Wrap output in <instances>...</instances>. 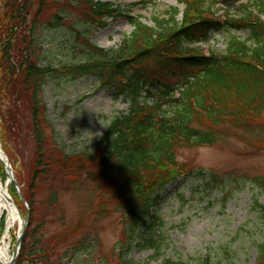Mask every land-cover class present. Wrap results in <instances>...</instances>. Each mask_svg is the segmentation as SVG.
I'll list each match as a JSON object with an SVG mask.
<instances>
[{"label": "trees", "instance_id": "16d2710c", "mask_svg": "<svg viewBox=\"0 0 264 264\" xmlns=\"http://www.w3.org/2000/svg\"><path fill=\"white\" fill-rule=\"evenodd\" d=\"M48 1L0 0V144L30 210L25 211L28 223L14 264H80L81 254L91 256L96 250L95 242L87 243L85 238H80L72 251L63 249L73 236L68 227L45 239L37 233L39 225L32 226L31 213L42 181L52 182L46 202L54 208L59 189L53 172L63 168L67 175L73 171L84 175L83 159L62 166L70 160L52 153L42 127V88L46 77L57 73L49 64H39L42 43L38 30L43 25L50 30L74 29L77 37L73 48L79 41L77 49L86 57L60 72L70 73L72 80L93 76L100 88L111 90L115 100L128 105L125 112L110 120L96 147L99 166L118 187L113 199L116 212L123 215L124 241L116 245L115 264H139L128 256L132 249L157 254L165 243L164 221L156 210L157 193L193 171L177 165L175 151L212 146L230 129L250 130L264 113V22L260 18L264 0H252L253 10L246 9L240 19L223 23L208 16L210 9L204 2L178 0L183 5L179 24L175 22L177 7L168 11L164 30L159 20L155 21L157 29L131 20L132 33L123 38L117 50L110 51L94 45L87 33L104 28L107 19L127 17L123 9L106 0L65 1L77 12V22L87 27L81 32L71 21L65 24L71 15L63 10L48 14ZM51 1L58 5L63 0ZM219 30H246L249 37L247 41L232 37L222 54L205 56L192 48L193 44L208 43L211 32ZM22 120L28 123L26 128L33 138L27 173L20 168V152L9 145L16 141ZM89 160L96 159L90 156ZM198 175L211 191L216 185L223 186L224 201L233 194L231 179L225 184L214 173L198 171ZM0 180L6 181L1 165ZM250 181L264 193L263 178ZM8 187L21 210L23 203L16 188L13 184ZM251 211L264 224V205L253 199ZM4 230L5 216L0 220V235ZM256 247L258 264H264V238ZM160 264L184 263L165 258ZM198 264L210 263L205 259Z\"/></svg>", "mask_w": 264, "mask_h": 264}, {"label": "rangeland", "instance_id": "374dc122", "mask_svg": "<svg viewBox=\"0 0 264 264\" xmlns=\"http://www.w3.org/2000/svg\"><path fill=\"white\" fill-rule=\"evenodd\" d=\"M65 1L56 5L49 0L48 14L63 10L64 14L71 15L65 24L71 21L75 29L85 32L87 27L77 22V12L72 11ZM106 1L123 9L127 17L107 19L104 28L90 29L87 33L90 41L105 51L117 50L123 38L132 33L131 20L136 19L155 29L159 28L155 22L159 20L164 30L167 25L163 21L167 20V13L173 7L179 10L175 22L179 24L182 19L183 5L178 4V0ZM199 1L210 9L208 16L221 23L229 19L238 20L246 9L255 8L252 0ZM260 18L264 22V15ZM38 31L42 43L39 64H49L57 70V73L46 77L41 92L45 108L41 115L42 127L48 148L53 154L70 160L62 166L75 165L83 159L84 175L79 176L73 171L69 176L63 168L53 172L59 189L58 204L54 208L46 202L52 182L42 181L31 213L32 226L39 225L37 233L45 239L68 227L73 236L63 249L72 251L71 247L78 244L80 238H85L87 243L95 242L96 250L93 249L91 256L81 254L80 264H115L116 245L124 241L123 215L115 210L113 198L118 187L99 166L100 151L96 146L110 120L125 112L128 105L121 99L115 100L111 90L100 88L93 76L72 80L70 73L60 72L62 67L79 64L86 59L77 49L79 41L76 49L73 48L74 38L77 37L74 29L64 26L50 30L43 25ZM232 37L247 41L249 32L212 31L208 43L193 44L192 48L201 55L211 52L222 54ZM27 125L26 120H22L17 142H9L20 152V168L25 173L28 172L33 151V138ZM223 128L227 129L226 126ZM90 156L96 160L91 162ZM175 156L177 165L193 171L157 193L159 202L156 210L164 221L162 232L165 243L162 250L154 254L152 250L134 248L128 256L139 264H160L165 258L184 264H198L199 260L205 259L210 264H258L256 246L264 238V224L251 211V205L253 199L264 205V193L250 180L255 177L264 179V113L250 126V130L230 129L223 132L212 146L178 149ZM198 171L214 173L225 184L231 179L233 194L224 201L223 186L219 184L214 186V191L209 190ZM10 198L17 207L18 202ZM19 207L21 210L17 209L24 220L25 211L30 213V210L26 203ZM17 232L16 225L7 239L10 255Z\"/></svg>", "mask_w": 264, "mask_h": 264}, {"label": "bare ground", "instance_id": "6f19581e", "mask_svg": "<svg viewBox=\"0 0 264 264\" xmlns=\"http://www.w3.org/2000/svg\"><path fill=\"white\" fill-rule=\"evenodd\" d=\"M0 159L5 161L4 154L0 152ZM8 191L0 182V220L3 216L6 218L5 231L0 235V264H10L11 255L8 252L7 239L10 231L17 225L21 227L16 206L7 200Z\"/></svg>", "mask_w": 264, "mask_h": 264}, {"label": "water", "instance_id": "95a60500", "mask_svg": "<svg viewBox=\"0 0 264 264\" xmlns=\"http://www.w3.org/2000/svg\"><path fill=\"white\" fill-rule=\"evenodd\" d=\"M0 152L3 153L0 149ZM5 157V156H4ZM0 163L4 169V173L7 177V182L5 184V187L9 184V183H12L16 189H17V192L19 194V197H20V200L22 202H24V199L23 197L21 196V193H20V190L18 188V185H17V182L15 181V178H14V174H13V171H12V168L8 162V159L5 157V161L3 159H0ZM6 190V189H5ZM7 200L9 202H12V200L10 199V197L7 195ZM13 203V202H12ZM17 209V208H16ZM17 212H18V217H19V221H21V228L19 229L20 232L18 233L17 237H16V242H15V246H14V250L12 252V255H11V259H10V264H14L15 262V259L17 258L18 256V253H19V249H20V244H21V240H22V237L24 235V231H25V228H26V224L28 222V218H26L25 220H22V216H21V213L19 212V210L17 209Z\"/></svg>", "mask_w": 264, "mask_h": 264}]
</instances>
